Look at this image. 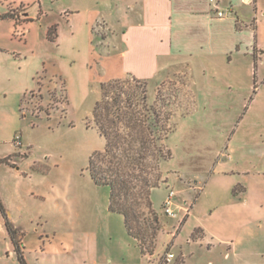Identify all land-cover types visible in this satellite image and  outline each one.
<instances>
[{"label":"rangeland","instance_id":"rangeland-1","mask_svg":"<svg viewBox=\"0 0 264 264\" xmlns=\"http://www.w3.org/2000/svg\"><path fill=\"white\" fill-rule=\"evenodd\" d=\"M39 1L28 10L42 14L28 42L0 25V199L8 217L0 210V264H22L11 230L28 264H264V221L242 223L225 209L257 183L248 171H264V113L248 109V82L234 91L183 63L148 80V105L170 127L164 143L171 157L149 170L165 181L151 189L150 208L142 201V225L157 230L144 241L153 254H142L124 216L110 209V187L90 173L91 159L105 149L95 103L101 83L116 79L102 59L122 49V27L107 20L121 14L116 4L131 0ZM126 84L131 92L137 82ZM171 190L175 216L165 212ZM225 212L239 223L223 224ZM232 235L237 248L226 259L220 239Z\"/></svg>","mask_w":264,"mask_h":264},{"label":"crops","instance_id":"crops-1","mask_svg":"<svg viewBox=\"0 0 264 264\" xmlns=\"http://www.w3.org/2000/svg\"><path fill=\"white\" fill-rule=\"evenodd\" d=\"M37 3L40 1L0 0V25H8L12 35L21 33L28 42L32 26L42 18L41 13L35 17L28 11ZM114 7L121 14L107 21L122 27V49L103 56L108 78L151 80L183 63L190 66L194 76L211 74L234 91L237 82H248L245 94L252 97L248 109L264 113V0H131L126 7ZM23 8L28 18L21 21ZM218 10L225 15L218 16ZM53 25L57 24L49 25L47 31ZM260 139L264 141V134ZM248 172L257 175L258 184L242 187L244 201L232 202L225 209L235 217L239 213L242 223L253 220L252 216L263 223L264 184H260L264 183V171ZM234 221L238 222L226 212L221 217L223 224ZM220 240L228 248L225 258L229 259L237 248V238L232 235ZM184 253L190 257L192 252Z\"/></svg>","mask_w":264,"mask_h":264},{"label":"trees","instance_id":"trees-1","mask_svg":"<svg viewBox=\"0 0 264 264\" xmlns=\"http://www.w3.org/2000/svg\"><path fill=\"white\" fill-rule=\"evenodd\" d=\"M57 35V25L51 26L48 38L54 41ZM130 78L137 84L133 91L127 92L126 81ZM147 84L148 80L134 76L101 83L94 118L105 139V149L91 159L90 173L97 184L110 187V209L124 216L126 229L142 253L153 254L154 247L147 248L144 241L155 240L157 230L142 225V201L146 200L149 208L152 206V201L148 200L150 191L165 179L159 174L152 176L149 170L161 169L162 163L171 157V151L164 143L170 127L160 110L148 105ZM0 210L8 219L1 199ZM11 232L19 260L28 264L13 230Z\"/></svg>","mask_w":264,"mask_h":264},{"label":"built area","instance_id":"built-area-1","mask_svg":"<svg viewBox=\"0 0 264 264\" xmlns=\"http://www.w3.org/2000/svg\"><path fill=\"white\" fill-rule=\"evenodd\" d=\"M218 16H224L225 12L223 10H218L217 12ZM16 146H21L22 145V136L21 134H17L15 138ZM175 191L171 190L164 202L165 205V212L169 214L170 216H175V212L173 210V205H174V200H175ZM175 257V254L173 252L168 253L167 259L170 261Z\"/></svg>","mask_w":264,"mask_h":264}]
</instances>
